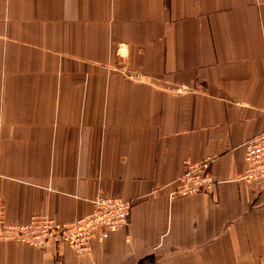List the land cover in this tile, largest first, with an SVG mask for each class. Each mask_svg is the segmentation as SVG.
Here are the masks:
<instances>
[{
  "label": "crops",
  "instance_id": "0c3cea01",
  "mask_svg": "<svg viewBox=\"0 0 264 264\" xmlns=\"http://www.w3.org/2000/svg\"><path fill=\"white\" fill-rule=\"evenodd\" d=\"M262 132L264 0H0L6 220L132 203L84 255L6 241L0 264H264V188L240 180ZM208 157L211 193L170 200Z\"/></svg>",
  "mask_w": 264,
  "mask_h": 264
},
{
  "label": "built area",
  "instance_id": "2783aa9c",
  "mask_svg": "<svg viewBox=\"0 0 264 264\" xmlns=\"http://www.w3.org/2000/svg\"><path fill=\"white\" fill-rule=\"evenodd\" d=\"M243 149L244 170L240 180L264 188V132L249 138ZM212 162L211 157L196 162L184 161L182 172L168 194L169 199L211 193L216 184ZM131 206L130 201L99 192L92 199V210L75 220L61 223L48 215L35 214L26 224H13L6 220L0 200V242L16 241L36 248L64 244L78 255L85 254L93 241H102L127 227Z\"/></svg>",
  "mask_w": 264,
  "mask_h": 264
},
{
  "label": "rangeland",
  "instance_id": "374dc122",
  "mask_svg": "<svg viewBox=\"0 0 264 264\" xmlns=\"http://www.w3.org/2000/svg\"><path fill=\"white\" fill-rule=\"evenodd\" d=\"M37 214H43V213H37ZM33 215H35V214H33ZM33 215H32V216H33ZM44 215H47V214H44ZM32 216H31V217H32ZM31 217H30V218H31ZM50 217H51V216H50ZM29 220H30V219H29ZM55 220H56V219H55ZM56 221H57V220H56ZM28 222H29V221H28ZM28 222H26V223H28ZM58 222H59V221H58ZM26 223H24V224H26ZM61 223H63V222H61ZM15 243L18 244V245H21V246H25V247L36 248V247H32V246H29V245H26V244H22V243H19V242H16V241H15ZM62 245H64V244H62ZM59 246H60V245H59ZM64 246H65V245H64ZM49 247H55V246L51 245V246H49ZM45 248H48V247H45ZM70 250H71V249H70ZM71 251H72V250H71ZM72 252H74V251H72ZM88 252H89V251H88ZM88 252H87V253H88ZM74 253H75V252H74ZM75 254H76V253H75ZM85 254H86V253H85ZM81 255H84V254H81ZM56 257H58V254H57ZM55 264H60L59 260L56 259V260H55Z\"/></svg>",
  "mask_w": 264,
  "mask_h": 264
}]
</instances>
